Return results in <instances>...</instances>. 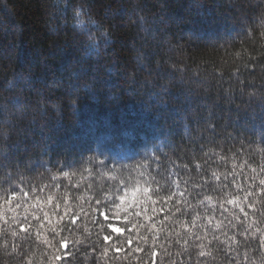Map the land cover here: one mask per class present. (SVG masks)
<instances>
[{"label": "clouds", "instance_id": "9594fccd", "mask_svg": "<svg viewBox=\"0 0 264 264\" xmlns=\"http://www.w3.org/2000/svg\"><path fill=\"white\" fill-rule=\"evenodd\" d=\"M52 3L59 28L83 41L85 59L107 56L115 34L88 0ZM227 9V47L191 62L184 57L178 69L165 53L163 65L172 74L150 86L167 92L175 84L193 97L211 94L226 109L264 111V0H227ZM63 105L77 109L74 99ZM63 105L49 102L48 112L22 94H0V264H264V121L245 130L224 119L218 129L212 107L203 117L193 111L191 120L182 118L178 139L187 142L189 155L201 136L211 142L221 135L223 154L217 155L225 167L205 180L200 164L192 175L176 163L167 136H112L58 152L29 147L39 112L60 121ZM132 201L137 208H130ZM145 205L149 210L137 215ZM162 207L163 219L145 221ZM113 215L127 217L121 227L132 231L113 236L105 219ZM128 240L135 244L131 255L112 252Z\"/></svg>", "mask_w": 264, "mask_h": 264}, {"label": "trees", "instance_id": "16d2710c", "mask_svg": "<svg viewBox=\"0 0 264 264\" xmlns=\"http://www.w3.org/2000/svg\"><path fill=\"white\" fill-rule=\"evenodd\" d=\"M88 3L98 17L110 24L116 37L107 56L99 62L85 59L83 41L59 28L54 12L57 5L52 0H0V94H22L37 110L43 104L48 112L49 102L63 105L74 99L77 104L75 112L63 105L60 121L39 112L29 147L50 145L51 151L58 152L82 148L93 141L104 142L112 136L145 140L167 136L170 147L175 149L172 155L176 163L186 164L192 175L196 174L197 164L202 166L205 180L214 171H222L223 153L217 143L221 135L214 133L211 142L201 136L199 142H193V155H189L185 150L187 142L178 139L181 119L191 120L193 111L203 117L212 107V119L218 129L220 122L227 119L229 127L235 123L237 128L247 130L264 121V111L257 106L256 112L249 115L235 108L226 109L211 94L204 96L202 90L201 96L193 97L190 88L173 84L165 92L161 87L150 86L149 81L155 78L163 82L172 74L163 65L165 53L176 61L178 69L184 57L191 62L208 58L209 50L227 47V0H88ZM220 55L222 52H214V57ZM133 57H137L135 62ZM233 117L238 119L234 121ZM204 144L208 147L201 148ZM204 152L208 155L204 156ZM173 170L184 175L183 169ZM130 208H137L135 201ZM148 210L145 205L136 214L143 216ZM165 212L162 207L159 214L152 212L144 219L151 223L157 216L163 219ZM105 219L113 236L132 231L130 227H121L127 221L125 216ZM129 248H135L132 240L112 252L127 257L131 255ZM141 254L136 249V256ZM153 256L157 257V253ZM133 264H138V260L133 259Z\"/></svg>", "mask_w": 264, "mask_h": 264}]
</instances>
